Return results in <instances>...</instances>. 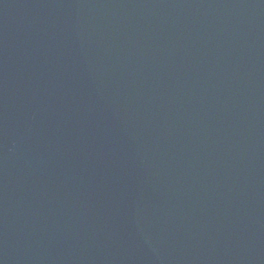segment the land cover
Here are the masks:
<instances>
[{
  "label": "water",
  "instance_id": "obj_1",
  "mask_svg": "<svg viewBox=\"0 0 264 264\" xmlns=\"http://www.w3.org/2000/svg\"><path fill=\"white\" fill-rule=\"evenodd\" d=\"M0 264H264V0H0Z\"/></svg>",
  "mask_w": 264,
  "mask_h": 264
}]
</instances>
